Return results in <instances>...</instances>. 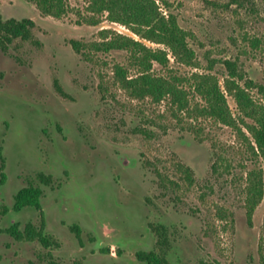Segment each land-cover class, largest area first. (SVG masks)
<instances>
[{"label":"rangeland","instance_id":"374dc122","mask_svg":"<svg viewBox=\"0 0 264 264\" xmlns=\"http://www.w3.org/2000/svg\"><path fill=\"white\" fill-rule=\"evenodd\" d=\"M64 1L68 11L55 18L25 0H0L4 19L35 22L39 42L17 39L0 49V230L12 222L20 229L29 221L41 225L38 210H11V196L26 180L45 172L61 182L40 198L43 231L53 244L2 231L0 264H146L135 258L142 248L166 251L167 264H264V161L229 126L178 111L168 97L129 96L113 69L119 64L136 76L131 53L89 45L101 41V29L151 48L164 45L105 15L89 25L85 0ZM156 1L189 33L195 61L178 63L169 52L166 67L152 63L154 75L211 73L224 89L223 61L232 60L255 83L251 95L264 102V0H167L168 7ZM72 39L88 46L77 53ZM182 86L190 109L204 103L189 83ZM224 93L237 117L233 97ZM252 168L262 170L263 196L249 219L245 186Z\"/></svg>","mask_w":264,"mask_h":264},{"label":"trees","instance_id":"16d2710c","mask_svg":"<svg viewBox=\"0 0 264 264\" xmlns=\"http://www.w3.org/2000/svg\"><path fill=\"white\" fill-rule=\"evenodd\" d=\"M33 3L44 15L55 18L61 17L68 11L64 0H25ZM87 16L85 23L96 25L100 17L111 22L125 25L134 34L148 41L162 44L164 48H151L143 42L131 36L116 33L108 29H101L99 37L101 41H95L89 46L93 50H127L131 53L135 65L138 67V74L129 77L123 66L116 64L113 72L115 81L127 91L132 98L150 97L153 101H160L168 97L170 103L176 110L196 113V116L209 117L215 122L231 127L238 136L244 138L252 153L264 161V102L255 99L249 88L255 86L253 80L247 78L237 68L236 62L224 60L226 74L221 88L219 79L211 73L194 72L189 77L181 76H160L154 75L152 63L166 67L168 65V54L176 62L184 65H194L195 53L189 46L187 37L189 33L178 25L176 16L169 12H162L156 0H85ZM163 5L169 6L167 0L161 1ZM35 22L30 18H6L0 15V48L6 50L15 40L33 41ZM255 40L254 45H256ZM72 49L81 53L84 47L88 46L79 40L69 41ZM243 80V84L240 81ZM189 83L194 93L204 103L196 104L190 109L189 99L186 96L183 83ZM225 92L232 96L237 109L238 116L235 117L229 110ZM249 119L250 121H247ZM246 132L249 134L247 135ZM216 171V167H213ZM40 190L32 186L21 189L15 196L19 205H38ZM263 196L262 170L252 168L247 172L245 186V205L247 216L250 219L254 208ZM263 244H264V216H263ZM28 237L33 232L27 234ZM164 236L165 233L161 232ZM166 236V235H165ZM165 236L159 237V243L166 241ZM166 251L152 253L148 261L151 264H167ZM139 259H146L143 254H138ZM50 264H57L52 262Z\"/></svg>","mask_w":264,"mask_h":264},{"label":"flooded vegetation","instance_id":"af4514ba","mask_svg":"<svg viewBox=\"0 0 264 264\" xmlns=\"http://www.w3.org/2000/svg\"><path fill=\"white\" fill-rule=\"evenodd\" d=\"M69 173H70L69 170L65 169L64 177H68L70 175ZM55 180L57 181L58 179L54 178L52 174L45 173V172H38L33 179L26 180L25 185L22 186L21 188H19L18 190H16L15 193L11 196V198H13V203H12V207H11V210H12L13 213H17V212L21 211L23 208H26V207H32V208H34V209L39 211V214L41 216V225H39L37 227L31 221H29L23 226L22 229H20L16 222H12L11 225L8 228H4V229L0 230V232H2V231L7 232L15 240H18V241H21V240L34 241V240H37L41 244L42 247L49 248L53 244V242L50 240V237L43 231V229H44L43 223L46 221V219H45L44 212L42 211V208H41V205H40V198L43 197L45 189L53 190L54 186H55V188H59L61 182H57L56 183ZM2 181L3 180L0 178V185L3 183ZM58 181H60V180H58ZM29 186H32V187L37 188V189L40 190V193H39V196H38V198H39L38 199V205H29V204L19 205V204H17L16 201H15L16 194L21 189H23L25 187H29ZM5 211L7 212L6 208H5ZM13 213L11 214V216H13ZM146 227H147V230L149 232L150 231L149 226H146ZM72 230L74 232H76L77 235H79L80 232H81V229L78 226H75V225L72 226ZM153 230H154V232L157 231L159 236L161 235L160 231H158L157 228H153ZM30 232L31 233L33 232V235L28 237L27 234L30 233ZM113 245L114 244H110L109 249H110V253L112 255H115ZM154 252L155 251L153 249H151V248L150 249H146V248L138 249V250L135 251V258H136L137 261L145 262L146 264H151L148 261V259L150 258V255L152 253H154ZM155 253H157V252H155ZM138 254H143L146 259H143V260L139 259ZM52 262H55L57 264H62V263H59L58 261H56L54 259H48L45 262V264H50Z\"/></svg>","mask_w":264,"mask_h":264},{"label":"built area","instance_id":"2783aa9c","mask_svg":"<svg viewBox=\"0 0 264 264\" xmlns=\"http://www.w3.org/2000/svg\"><path fill=\"white\" fill-rule=\"evenodd\" d=\"M122 27H124V26L122 25Z\"/></svg>","mask_w":264,"mask_h":264}]
</instances>
